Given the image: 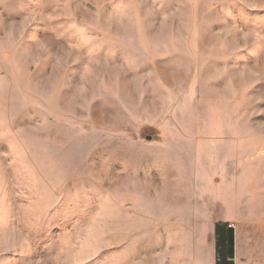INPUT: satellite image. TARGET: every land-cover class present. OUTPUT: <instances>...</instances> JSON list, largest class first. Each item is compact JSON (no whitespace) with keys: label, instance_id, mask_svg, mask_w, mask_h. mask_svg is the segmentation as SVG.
I'll list each match as a JSON object with an SVG mask.
<instances>
[{"label":"rangeland","instance_id":"rangeland-1","mask_svg":"<svg viewBox=\"0 0 264 264\" xmlns=\"http://www.w3.org/2000/svg\"><path fill=\"white\" fill-rule=\"evenodd\" d=\"M166 150L258 163L264 194V0H0V203L32 216L34 264L170 241L133 203Z\"/></svg>","mask_w":264,"mask_h":264},{"label":"crops","instance_id":"crops-1","mask_svg":"<svg viewBox=\"0 0 264 264\" xmlns=\"http://www.w3.org/2000/svg\"><path fill=\"white\" fill-rule=\"evenodd\" d=\"M165 152L172 179L148 183L141 191L146 193H139L133 203L145 214L142 217L172 219L171 226L156 232L171 238L132 264H264V194L253 193L258 181L251 176L260 169L258 163L237 158L228 163L226 157L218 164H203L202 172L196 173L185 162L187 150L181 153L184 163L179 151ZM30 218L0 203V264H34L35 240H23L20 228L21 219L29 224ZM27 229L24 238H29ZM45 244L51 251L50 238Z\"/></svg>","mask_w":264,"mask_h":264}]
</instances>
